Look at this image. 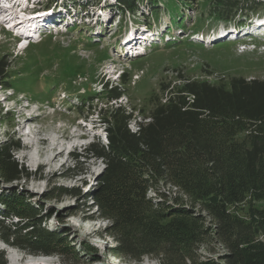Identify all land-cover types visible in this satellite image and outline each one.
Instances as JSON below:
<instances>
[{
	"label": "trees",
	"instance_id": "trees-1",
	"mask_svg": "<svg viewBox=\"0 0 264 264\" xmlns=\"http://www.w3.org/2000/svg\"><path fill=\"white\" fill-rule=\"evenodd\" d=\"M115 1L120 14L146 6L155 17L169 9L174 20L181 1L196 0ZM208 1L209 12L223 21L264 10V0ZM10 73L0 53V86L13 81ZM125 76L118 87L103 86L106 103L98 115L107 144L93 142L85 150L86 157L104 165L92 199L110 222L115 256H150L158 264H218L198 253L217 241L225 249L217 256L221 264H264V79L230 76L212 84L179 75L178 85L161 82L160 93L149 99L152 108L142 116L146 121L139 119L133 133L128 128L133 112L109 105L124 95ZM18 149V140L11 145L0 140V179L6 184L25 175L11 154ZM159 185L176 193L168 199ZM25 200L0 199L7 215L20 221L18 226L0 222L4 243L27 246L36 256H68L62 264H78L62 232L47 231L41 221L29 223L40 212ZM0 264H7L2 254Z\"/></svg>",
	"mask_w": 264,
	"mask_h": 264
},
{
	"label": "rangeland",
	"instance_id": "rangeland-1",
	"mask_svg": "<svg viewBox=\"0 0 264 264\" xmlns=\"http://www.w3.org/2000/svg\"><path fill=\"white\" fill-rule=\"evenodd\" d=\"M34 1L27 2L31 8L27 5L26 9L52 11L53 14L62 10L57 0ZM107 2L112 4L108 0H97L87 10H70L72 17L67 21L63 19L51 25L52 36L31 40L24 51L20 49L21 44L14 46V33L3 29L0 22V53L10 62L13 80L8 86H0L3 114L0 140L7 145L15 140L20 142V149L11 154L25 172L15 182L6 184L0 179V199L22 197L29 205L38 208L40 213L36 220L29 223L41 221V227L47 231L62 232L68 245L77 252L78 264H158L150 256L139 260L115 256L112 249L116 242L108 231L110 222L102 218L92 199L104 165L92 157H78L87 146H83L80 137L94 139L88 128L95 126L93 121L97 117L94 111L105 104L100 93L101 85L105 82L115 84L113 70L125 71L128 80L124 86L125 95L116 104L121 103L133 111L136 119L141 118L152 108L148 100L154 93H160L161 82L169 84L179 75L212 84L226 82L230 76L264 79V41L250 40L251 31L240 30L242 25H237L238 21H223L211 14L208 0L190 1V4L181 1L178 14H184L182 19L185 22L180 28L173 26L170 35L166 36V39L180 41L177 48L160 45L150 51V42L158 41L157 37L165 34L168 25L162 30L148 31L144 21L168 24L169 9L158 13L157 17L145 10L149 14L145 20L140 13L137 14L138 26L127 11L121 18L114 17ZM44 3L46 6L42 8ZM79 14L85 16L83 20ZM97 16L105 20L104 25L99 23ZM49 31L45 29L42 33ZM133 35L150 38L139 45L140 55L123 52L124 45ZM207 38L213 41L205 44L207 41L203 39ZM225 40L230 42L225 43ZM182 41H185L184 45H181ZM137 50L128 49L133 53ZM104 55H107L105 60H100ZM58 63L65 65L63 75L67 78L60 75L62 67ZM85 97H93V101L82 104ZM79 118L85 120L84 126L76 125L75 120ZM25 122H29L28 125ZM130 126L132 129L135 125L132 122ZM26 127L28 135L23 138L20 132ZM51 148L64 150L59 160H51L57 151L51 152ZM38 164H42L41 167ZM158 188L168 199L176 193L169 186L159 185ZM148 197L154 198L153 191H149ZM2 211L5 208L0 204ZM14 223L10 218L4 221L6 226ZM1 235L0 227V254L7 264H62L70 259L58 254L36 256L27 246L18 248L4 243ZM198 253L221 264L217 256L224 254L225 249L217 241H212L202 246ZM18 257L22 259L15 261Z\"/></svg>",
	"mask_w": 264,
	"mask_h": 264
},
{
	"label": "bare ground",
	"instance_id": "bare-ground-1",
	"mask_svg": "<svg viewBox=\"0 0 264 264\" xmlns=\"http://www.w3.org/2000/svg\"><path fill=\"white\" fill-rule=\"evenodd\" d=\"M64 23V22H63ZM146 38V37H145ZM126 42V41H125ZM145 43V42H144ZM125 46V45H124ZM133 51V50H132ZM131 56V55H130ZM39 141H44V139H40ZM51 150V152L52 151H54V150H57V151H54V154H53V157H52V159L51 160H53V161H57V160H59V158L61 157V155L63 154V152H64V150H58V149H56V148H51L50 149ZM42 165V164H41ZM41 165L40 164H38V166L39 167H41ZM22 258H15V261H19V260H21Z\"/></svg>",
	"mask_w": 264,
	"mask_h": 264
}]
</instances>
